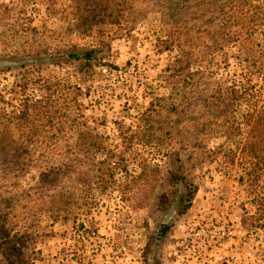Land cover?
I'll return each instance as SVG.
<instances>
[{"label": "rangeland", "instance_id": "1", "mask_svg": "<svg viewBox=\"0 0 264 264\" xmlns=\"http://www.w3.org/2000/svg\"><path fill=\"white\" fill-rule=\"evenodd\" d=\"M198 225L264 264V0H0V264H192Z\"/></svg>", "mask_w": 264, "mask_h": 264}, {"label": "built area", "instance_id": "2", "mask_svg": "<svg viewBox=\"0 0 264 264\" xmlns=\"http://www.w3.org/2000/svg\"><path fill=\"white\" fill-rule=\"evenodd\" d=\"M194 230L192 264H197L201 260H205L208 264H247L241 248L236 247L231 254H228L232 243L245 237V233L234 225L226 227L198 225ZM182 244L178 242L177 246L181 247ZM175 254L182 255L181 250H177ZM247 254L250 255L248 252Z\"/></svg>", "mask_w": 264, "mask_h": 264}]
</instances>
